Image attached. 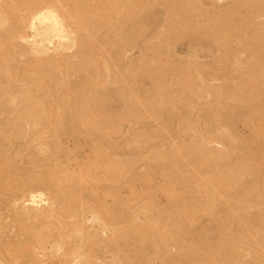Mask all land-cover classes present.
<instances>
[{"label":"rangeland","instance_id":"374dc122","mask_svg":"<svg viewBox=\"0 0 264 264\" xmlns=\"http://www.w3.org/2000/svg\"><path fill=\"white\" fill-rule=\"evenodd\" d=\"M57 2L0 0V264H264V0Z\"/></svg>","mask_w":264,"mask_h":264},{"label":"bare ground","instance_id":"6f19581e","mask_svg":"<svg viewBox=\"0 0 264 264\" xmlns=\"http://www.w3.org/2000/svg\"><path fill=\"white\" fill-rule=\"evenodd\" d=\"M56 1H58L59 2V0H56ZM63 1V0H62ZM88 1H90V0H88ZM4 2V1H3ZM57 2V3H58ZM82 2V1H81ZM124 2V1H123ZM234 2V1H233ZM76 3V2H75ZM82 3H86V1L84 2H82ZM145 3V2H144ZM4 4H6V3H4ZM134 4V3H133ZM236 4H239V3H236ZM1 5V4H0ZM12 5V4H11ZM10 5V6H11ZM232 5H234V4H232ZM240 5V4H239ZM3 6V8H4V5H2ZM2 6H0V8H2ZM75 6V5H74ZM77 6V5H76ZM83 6V5H82ZM87 6V5H86ZM7 7H8V5H7ZM39 7V6H38ZM141 7V6H140ZM180 7V6H179ZM91 8V7H90ZM131 8V7H130ZM5 9V8H4ZM10 9V8H9ZM86 9V8H85ZM92 9V8H91ZM0 10H2V9H0ZM13 10V9H12ZM37 10V9H36ZM78 10V9H77ZM90 10V9H89ZM94 10H95V8H94ZM218 10V9H217ZM241 10V9H240ZM91 11V10H90ZM98 11V10H97ZM170 11V10H169ZM3 12H4V10H3ZM94 13V12H93ZM97 13V12H96ZM128 13V12H127ZM206 13V12H205ZM209 13V12H208ZM235 13V12H234ZM1 14H4V13H0V16H1ZM14 14H16L17 15V13H14ZM28 14V13H27ZM82 14V13H81ZM98 14V13H97ZM106 14V13H105ZM226 14V13H225ZM224 16H226V15H224ZM93 18V17H92ZM217 18V17H216ZM222 18V17H221ZM247 18V17H246ZM3 19V18H2ZM90 19H91V17H90ZM238 19H239V17H238ZM96 20V19H95ZM3 21V20H2ZM227 21V20H226ZM98 22V21H97ZM0 23H2V22H0ZM188 24V23H187ZM87 25V24H86ZM85 25V26H86ZM175 25V24H174ZM243 25V24H242ZM226 26V25H225ZM2 27V26H1ZM65 28H66V26H65V24L63 23V20H62V18L60 17V15H59V9L57 8V6L55 5V4H47V5H45V7H43L42 8V10L41 11H34L33 12V14L30 16V18H29V22H28V24H27V29H29V30H31V32H32V49L35 47L36 49L35 50H33L35 53L34 54H42V52H43V50H44V48H45V46H44V44H47V45H52V44H54V41L55 40H57L59 43L61 42V41H67V40H69L70 39V37H69V35L66 33V30H65ZM82 28V27H81ZM175 29V28H174ZM259 29V28H258ZM204 30V29H203ZM223 31H224V29H223ZM211 32V31H210ZM213 33V32H212ZM242 33V32H241ZM220 34V33H219ZM227 34V33H226ZM17 36H19V38L20 37H22V36H20V35H17ZM248 36V35H247ZM12 37V36H11ZM214 37V36H213ZM22 39V38H21ZM24 39V38H23ZM31 39V38H30ZM207 39V38H206ZM226 39H227V37H226ZM25 40V39H24ZM3 41V40H2ZM26 41V40H25ZM112 41V40H111ZM204 41V40H203ZM216 41V40H215ZM222 41V40H221ZM84 42V41H83ZM10 43V42H9ZM200 43V42H199ZM221 45V44H220ZM1 48V47H0ZM4 48V47H3ZM47 48V47H46ZM92 48V47H91ZM40 50V52H38ZM105 50V49H104ZM45 52L47 51V50H44ZM106 51V50H105ZM44 52V53H45ZM60 52V51H59ZM257 52V51H256ZM33 53V52H32ZM262 54V53H261ZM91 55V54H90ZM41 59V58H40ZM47 59H49V58H47ZM259 59V58H258ZM45 60V59H44ZM47 61V60H46ZM49 61V60H48ZM63 61V60H62ZM84 61V60H83ZM39 62V61H38ZM74 62V61H73ZM30 63V62H29ZM33 63V62H32ZM234 64V63H233ZM37 65H39V63L37 64ZM260 68V67H259ZM263 68H264V66H263ZM40 71V70H39ZM94 71V70H93ZM245 72V71H244ZM149 73V72H148ZM264 73V72H263ZM243 74V73H242ZM164 76V75H163ZM162 77V76H161ZM260 79V78H259ZM244 80V79H243ZM252 80V79H251ZM262 80H264V79H262ZM261 80V81H262ZM158 82V81H157ZM157 85V84H156ZM249 85V84H248ZM251 85V84H250ZM260 86V85H259ZM163 87V86H162ZM252 88H253V86H251ZM31 88V87H30ZM42 88V87H41ZM126 88V87H125ZM109 90V89H108ZM132 90H133V88H132ZM250 90V89H249ZM259 90V89H258ZM181 91V90H180ZM60 92V91H59ZM14 94V93H13ZM87 94V93H86ZM158 94H160V93H158ZM238 94V93H237ZM68 96V95H67ZM159 96V95H158ZM157 96V97H158ZM162 96V95H161ZM251 96V95H250ZM206 97V96H205ZM82 98V97H81ZM159 98V97H158ZM246 98V97H245ZM98 99V98H97ZM146 100V99H145ZM156 100V99H155ZM152 101V100H151ZM44 102V101H43ZM173 102V101H172ZM31 103V102H30ZM55 103V102H54ZM166 103H167V101H166ZM182 103V102H181ZM222 103V102H221ZM33 105V104H32ZM133 105V104H132ZM180 105V104H179ZM57 106V105H56ZM36 107V106H35ZM37 108V107H36ZM43 108V107H42ZM32 109V108H31ZM45 109V108H44ZM48 109V108H47ZM150 110V109H149ZM29 111V110H28ZM83 111V110H82ZM152 111V110H151ZM43 112V111H42ZM133 112V111H132ZM95 113V112H94ZM93 113V114H94ZM28 114V113H27ZM34 115V114H33ZM43 118V117H42ZM45 118V117H44ZM43 118V119H44ZM52 119V118H51ZM81 119V118H80ZM29 120V119H28ZM50 120V119H49ZM34 123V122H33ZM224 123V122H223ZM97 125V124H96ZM13 126V125H12ZM26 126V125H25ZM185 126V125H184ZM78 127V126H77ZM76 127V128H77ZM98 127H100V125L98 126ZM103 127V126H102ZM118 127V126H117ZM186 128V127H185ZM94 129V128H93ZM2 131V130H1ZM114 132V131H113ZM11 133V132H10ZM83 133H84V131H83ZM8 135V134H7ZM12 135V134H11ZM34 137V136H33ZM261 137V136H260ZM0 141H2V140H0ZM6 141V140H5ZM4 141V142H5ZM8 143H10L9 141H7ZM7 142H5V143H7ZM12 142V141H11ZM2 143V142H1ZM5 145V144H4ZM9 146V145H8ZM2 149V148H1ZM5 149V148H4ZM10 149V148H9ZM5 151H7L6 149H5ZM203 151V150H202ZM2 152H4V150L3 151H1L0 150V156L3 154ZM104 156V155H103ZM2 157H3V155H2ZM6 157V156H5ZM99 157V156H98ZM0 159H2V158H0ZM15 161V160H14ZM102 161H103V159H102ZM106 161V160H105ZM39 162V161H38ZM102 164V163H101ZM212 164V163H211ZM248 165V164H247ZM1 166V165H0ZM4 166V165H3ZM8 166V165H7ZM86 167V166H85ZM109 167V166H108ZM118 168V167H117ZM112 169H113V167H112ZM232 170V169H231ZM113 171H115V170H113ZM247 171V170H246ZM109 172V171H108ZM107 172V173H108ZM244 172V171H243ZM3 173V172H2ZM110 173V172H109ZM108 173V174H109ZM112 173V172H111ZM257 173V172H256ZM225 174V173H224ZM5 175V174H4ZM10 175V174H9ZM114 176V175H113ZM112 176V177H113ZM240 176V175H239ZM4 177V176H3ZM108 177H109V175H108ZM111 177V178H112ZM189 177V176H188ZM217 177V176H216ZM243 177V176H242ZM11 178V177H10ZM129 178V177H128ZM213 178V177H212ZM4 179V178H3ZM68 179V178H67ZM113 179H115V178H113ZM221 179V178H220ZM223 179H225L224 177H223ZM234 179V178H233ZM82 180V179H81ZM218 180V179H217ZM230 180V179H229ZM237 180V179H236ZM239 181V180H238ZM219 182V181H218ZM220 182H222V181H220ZM225 182V181H224ZM227 182V181H226ZM70 183V182H69ZM2 184V183H1ZM9 184H10V182H9ZM8 184V185H9ZM81 185V184H80ZM262 185V184H261ZM70 186H72V185H70ZM222 186V185H221ZM226 186V185H225ZM62 187V186H61ZM227 187V186H226ZM258 187V186H257ZM260 187V186H259ZM262 187V186H261ZM57 188V187H56ZM63 188V187H62ZM77 188V187H76ZM228 188V187H227ZM113 189V188H112ZM212 189V188H211ZM73 190V189H72ZM233 190V189H232ZM11 191V190H10ZM67 191V190H66ZM258 191V190H257ZM26 192V191H25ZM250 192V191H249ZM60 193V192H59ZM75 193V192H74ZM26 194V193H25ZM34 194V193H33ZM76 194V193H75ZM30 196H29V199L28 200H26L25 202L26 203H29V205L30 204H32V205H34L35 204V207L37 208L36 210H37V212H36V210H35V213L32 211V215L30 216V219L29 220H33L34 221V223L36 222V221H40V222H43L44 221V219L45 218H47V214L49 213L48 211H43V210H40L41 208L39 207V205H40V201H36V197L34 196V195H32V193L31 194H29ZM62 195V194H61ZM22 196V195H21ZM24 196V195H23ZM41 196V195H40ZM71 197V196H70ZM25 198V197H24ZM28 198V197H27ZM69 198V197H68ZM75 198V197H74ZM77 198V197H76ZM13 199V198H12ZM126 199V198H125ZM21 200V199H20ZM121 201V200H120ZM22 202V201H21ZM43 202V201H42ZM219 202V201H218ZM226 202V201H225ZM261 202V201H260ZM22 203H24V201L22 202ZM188 203H190V202H188ZM68 204V203H67ZM115 204V203H114ZM124 204V203H123ZM156 205V204H155ZM192 205V204H191ZM255 205V204H254ZM56 206V205H55ZM217 206V205H216ZM229 206V205H228ZM24 207H25V205H24ZM27 207H28V204H27ZM124 207V206H123ZM187 207H188V205H187ZM230 207V206H229ZM201 208V207H200ZM183 209V208H182ZM181 209V210H182ZM248 209V208H247ZM53 210H56V208L55 209H53ZM97 210V209H96ZM107 210V209H106ZM193 210V209H192ZM241 210V209H240ZM95 211V210H94ZM100 211V210H99ZM226 211V210H225ZM29 212V210H27V213ZM48 212V213H47ZM52 212V211H51ZM62 212V211H61ZM264 212V211H263ZM69 213V212H68ZM67 213V214H68ZM108 213V212H107ZM121 213V212H120ZM50 214V213H49ZM226 214V213H225ZM234 214V213H233ZM255 214V213H254ZM52 215V214H51ZM57 215V214H56ZM213 215V214H212ZM67 216V215H66ZM71 216V215H70ZM160 216V215H159ZM183 216H184V214H183ZM214 216V215H213ZM97 217H98V215H97ZM112 217V216H111ZM255 217V216H254ZM94 218V217H93ZM101 218V217H100ZM99 218V219H100ZM119 218V217H118ZM166 218V217H165ZM185 218V217H184ZM220 218V217H219ZM232 218V217H231ZM196 219V218H195ZM194 219V220H195ZM253 219V218H252ZM90 220V219H89ZM98 220V219H97ZM124 220V219H123ZM133 221V220H132ZM155 221V220H154ZM177 221H179V220H177ZM181 221V220H180ZM186 219H183V223H181L180 222V224L179 223H177L176 224V228H172L170 225L168 226V227H166L165 229H164V231H163V233H162V235H160V237H162L161 239V241L162 242H159V243H166L165 245H167V246H173V245H170V244H172L171 242H174L176 245H178V247H181L180 249H182V248H185V249H187L188 247H187V242L189 241L187 238L189 237L188 235H186V237L187 238H185V234L188 232V229L186 228V224H188V223H186ZM188 222V221H187ZM193 222V221H192ZM243 222V221H242ZM120 223V222H119ZM154 223V222H153ZM156 223V222H155ZM173 223V222H172ZM44 224H45V222H44ZM107 224H109V223H107ZM117 224V223H116ZM152 224V223H151ZM170 224V223H169ZM193 224V223H192ZM236 224V223H235ZM102 227H105L104 226V224L102 223ZM128 225V224H127ZM152 225H154V224H152ZM99 226V225H98ZM100 227V226H99ZM107 227V226H106ZM150 227H152V226H150ZM116 228V227H115ZM118 228V227H117ZM192 228V227H191ZM43 229V228H42ZM85 229V228H84ZM91 229V228H90ZM101 229H103V228H101ZM147 229V228H146ZM152 229H154V227H152ZM156 229V228H155ZM187 229V230H186ZM190 229V228H189ZM231 229V228H230ZM93 230V229H92ZM97 230V229H96ZM143 230H144V228H143ZM117 231V230H116ZM151 231V230H150ZM157 231V230H156ZM185 231H187V232H185ZM220 231H221V229H220ZM223 231V230H222ZM228 231H229V229H228ZM95 232V231H94ZM102 233L103 232H105L104 230H102L101 231ZM226 232V230L224 231V233ZM96 233V232H95ZM131 233V232H130ZM148 233H149V231H148ZM94 234V233H93ZM187 234H189V233H187ZM124 235V234H123ZM223 235V234H222ZM88 236V235H87ZM97 236H98V234H97ZM142 236V235H141ZM149 236V235H148ZM194 236V235H193ZM227 236V235H226ZM108 237V236H107ZM198 237V236H197ZM84 238V237H83ZM117 238V237H116ZM119 238V237H118ZM190 238V237H189ZM193 238H195V237H192V239ZM210 238V237H209ZM85 239V238H84ZM107 239H109V238H107ZM106 239V240H107ZM115 239V238H114ZM121 239V238H120ZM143 239H145V238H143ZM191 239V238H190ZM150 240V239H149ZM187 240V241H186ZM83 241V240H82ZM96 241V240H95ZM98 241V240H97ZM110 241H112V240H110ZM117 241V240H116ZM116 241H114L113 240V242H110V243H119V242H116ZM122 241V240H121ZM145 241V240H144ZM159 241V240H158ZM223 241V240H222ZM93 242V241H92ZM107 242V241H106ZM190 242V241H189ZM195 242V241H194ZM216 242V241H215ZM218 242H219V240H218ZM48 243V242H47ZM94 243V242H93ZM96 243V242H95ZM109 243V244H110ZM145 243V242H144ZM147 243V242H146ZM191 244L193 243V241L192 242H190ZM197 243V242H196ZM211 243H213V242H211ZM220 243V242H219ZM223 243V242H222ZM98 244V243H97ZM96 244V245H97ZM108 244V243H107ZM108 244V245H109ZM221 244V243H220ZM219 244V245H220ZM99 245H100V243H99ZM113 245V244H112ZM176 245H175V247H176ZM218 244H217V246H219ZM224 245V244H223ZM117 246V245H116ZM141 246V245H140ZM150 246V245H149ZM154 246V245H153ZM157 246H158V244H157ZM162 246H163V244H162ZM161 245H160V247H162ZM166 246V247H167ZM198 245L196 244V246H194V243H193V245H190V248H188V250L190 251H192V254H193V251H194V249H195V247L196 248H198V249H196L197 251L201 248H199V247H197ZM211 246V245H210ZM126 247V246H125ZM105 248V247H104ZM164 248V247H163ZM168 248V247H167ZM208 248H210V247H208ZM143 249H144V247H143ZM146 249V248H145ZM214 249H216V248H211V250H214ZM88 250V249H87ZM164 250V249H163ZM184 250V249H183ZM195 250V251H196ZM225 250V249H224ZM162 251V250H161ZM160 251V252H161ZM179 251V250H178ZM188 251V252H189ZM204 252H205V250H203ZM223 251V250H222ZM264 251V250H263ZM187 252V251H186ZM187 252V253H188ZM209 252V251H208ZM187 253H185L184 252V254H186L187 255ZM190 253V252H189ZM199 253H200V250H199ZM214 253V252H213ZM217 253V252H216ZM218 253H219V251H218ZM191 254V253H190ZM204 254V253H203ZM209 254V253H208ZM200 255V257H201V255L202 254H199ZM199 255H197L198 257H199ZM211 255V254H210ZM263 259V258H262ZM204 261V260H203ZM235 261V260H234ZM226 264V263H225Z\"/></svg>","mask_w":264,"mask_h":264}]
</instances>
